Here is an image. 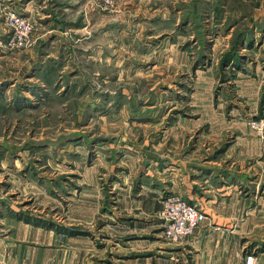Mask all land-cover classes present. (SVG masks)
<instances>
[{"label": "rangeland", "instance_id": "obj_1", "mask_svg": "<svg viewBox=\"0 0 264 264\" xmlns=\"http://www.w3.org/2000/svg\"><path fill=\"white\" fill-rule=\"evenodd\" d=\"M33 2L29 16L0 1V232L12 216L45 228L44 264L203 258L191 257L198 235L163 236L162 201L183 190L164 193L150 212L113 186H136L143 168L149 186L167 164L191 170L211 161L213 178L233 165L238 195L264 203L261 147L239 139L231 156L213 150L217 138L251 134L248 122L264 105V0ZM7 11L29 18L26 46H3ZM195 205L199 229L209 214ZM136 212L153 219L122 221ZM241 245L242 264L264 261L259 248Z\"/></svg>", "mask_w": 264, "mask_h": 264}, {"label": "crops", "instance_id": "obj_2", "mask_svg": "<svg viewBox=\"0 0 264 264\" xmlns=\"http://www.w3.org/2000/svg\"><path fill=\"white\" fill-rule=\"evenodd\" d=\"M6 1L17 3L21 10H26L25 13L27 12L26 14L32 16L31 11L35 7L33 0ZM5 33V27L0 21V35H4ZM251 114L252 116L254 115L253 113ZM239 139L244 140L247 144H255L261 147V152L264 153V140L257 137L253 132L251 134L237 135L234 139L231 136L217 138L213 150L215 151L216 149L223 152L226 157L231 156L234 151L242 146L241 144L240 147L235 146ZM249 152L251 151L245 150V154H249ZM213 162L219 166L222 160L217 162L214 160ZM232 162L234 163L235 161L233 160ZM207 163L197 162L191 170H188L183 169V164L172 162V164H167L168 171L166 174L163 172L157 178L150 176L151 184L149 186H145L143 175L151 173V171H148L147 168L144 170L143 168V175L139 177L141 179V186H138L139 178L137 177L134 179L136 186H113V188L118 196H123L125 201L135 202L138 205L146 203L149 208H145L150 212H152V208L156 203V210L160 209V200L164 193L169 191L184 192V195L180 194L184 199L188 200V202L196 203L203 209L206 208L205 211L209 214L208 220L204 222V225L196 229L194 234L189 238L192 239L197 235L199 236L193 243L194 247L191 257L204 256L203 258H196L198 261H192L191 263L242 264L238 256L239 245L242 244V247L251 244L253 248L257 247L264 253V232L260 231L264 225V203L261 200H257L253 201L252 204H248L246 197L238 195L236 187L233 184L234 180L232 181V178H235L238 171L235 170L233 165L226 164L227 167L224 170L219 168L218 177L213 178L212 165ZM160 172L162 171L158 173ZM133 173L137 174L136 172ZM158 178L159 180H157ZM197 186H202L203 189H197ZM182 190L183 192H181ZM137 212L122 215V221L148 222L153 219V217H145ZM111 214L114 213L112 212ZM5 218H8V220H4L5 227L1 228L0 232V264L3 262L5 264H31V262L44 264L46 229L35 225L32 226L29 222L17 216ZM253 229L255 230L253 231ZM244 231L258 232L259 234L257 233L254 237L246 236V239L240 240L242 238L241 234ZM30 232L38 235L37 241H30V237L23 236V234L28 235ZM40 235L41 238L39 237ZM168 249L172 251L176 248L171 246ZM202 259H205V261H201ZM260 264H264V261Z\"/></svg>", "mask_w": 264, "mask_h": 264}, {"label": "built area", "instance_id": "obj_3", "mask_svg": "<svg viewBox=\"0 0 264 264\" xmlns=\"http://www.w3.org/2000/svg\"><path fill=\"white\" fill-rule=\"evenodd\" d=\"M5 24L8 30L3 43L5 48L12 50L28 44L32 28L28 17L7 11ZM248 124L256 136L264 138V105L258 117L250 119ZM159 217L162 220L164 238L169 242H177L191 237L204 215L195 203L188 202L177 194H169L162 201ZM246 263L254 264L253 258L246 257Z\"/></svg>", "mask_w": 264, "mask_h": 264}]
</instances>
